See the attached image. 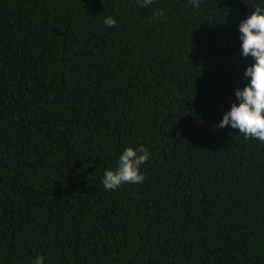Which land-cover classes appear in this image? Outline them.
<instances>
[{"label": "trees", "instance_id": "trees-1", "mask_svg": "<svg viewBox=\"0 0 264 264\" xmlns=\"http://www.w3.org/2000/svg\"><path fill=\"white\" fill-rule=\"evenodd\" d=\"M143 3L0 0V264H264V143L217 127L262 0Z\"/></svg>", "mask_w": 264, "mask_h": 264}, {"label": "clouds", "instance_id": "clouds-1", "mask_svg": "<svg viewBox=\"0 0 264 264\" xmlns=\"http://www.w3.org/2000/svg\"><path fill=\"white\" fill-rule=\"evenodd\" d=\"M152 0H144L142 7H147ZM194 7H199V0H191ZM255 11L239 25L242 40V54L254 58L255 63L248 66L244 75L250 77V83L236 90L239 103H233L231 110L224 114L217 127L231 125L246 139H257L264 143V0L254 6ZM104 23L115 26V18L106 17ZM150 158L149 151L143 145L126 148L119 156L115 170L108 169L103 177L105 190H114L125 183H142L145 180L140 166ZM44 257L39 256L33 264H44Z\"/></svg>", "mask_w": 264, "mask_h": 264}]
</instances>
